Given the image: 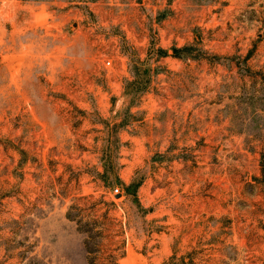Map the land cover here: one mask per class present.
<instances>
[{
  "label": "rangeland",
  "instance_id": "rangeland-1",
  "mask_svg": "<svg viewBox=\"0 0 264 264\" xmlns=\"http://www.w3.org/2000/svg\"><path fill=\"white\" fill-rule=\"evenodd\" d=\"M0 264H264V0H0Z\"/></svg>",
  "mask_w": 264,
  "mask_h": 264
},
{
  "label": "built area",
  "instance_id": "built-area-1",
  "mask_svg": "<svg viewBox=\"0 0 264 264\" xmlns=\"http://www.w3.org/2000/svg\"><path fill=\"white\" fill-rule=\"evenodd\" d=\"M110 63V61L109 60H106V64L108 65ZM118 191V189L117 188H115L114 189V192H117Z\"/></svg>",
  "mask_w": 264,
  "mask_h": 264
}]
</instances>
